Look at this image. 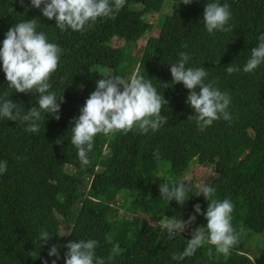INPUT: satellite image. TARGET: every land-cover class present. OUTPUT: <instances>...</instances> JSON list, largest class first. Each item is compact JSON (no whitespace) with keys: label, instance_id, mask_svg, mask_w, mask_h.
Listing matches in <instances>:
<instances>
[{"label":"trees","instance_id":"trees-1","mask_svg":"<svg viewBox=\"0 0 264 264\" xmlns=\"http://www.w3.org/2000/svg\"><path fill=\"white\" fill-rule=\"evenodd\" d=\"M209 2L230 6L231 31L207 32L203 12ZM165 3L126 0L114 19L101 18L80 32L61 31L31 0L23 5L0 0V47L15 23L36 18V31L62 49L50 91L63 95L60 119L42 113L38 133L26 131V123L0 118V162L7 161V171L0 174V264H66V245L89 239L98 241L96 257L105 264H256L244 233H264V64L253 73L243 67L264 33V0H193L190 5L173 0L178 16L148 22V16L161 14ZM145 37L147 42L140 45ZM181 52L189 54L186 67H204L205 82H215L229 94L230 121L221 118L199 130L186 103L189 90L172 83L170 65ZM230 64L240 70L229 75ZM101 70L124 78L138 71L151 79L168 101L162 108L168 122L147 134L139 129L98 134L88 154L90 164L83 167L70 143V129L103 78ZM37 98L9 87L0 61V102L12 99L23 115L38 106ZM195 165L214 169L213 176L192 178ZM165 167L168 176L160 178ZM185 174L183 180L191 185L185 205L161 198V183L178 182ZM204 185L216 189L214 199L233 203L232 225L239 242L228 255L206 243L193 256L174 260L192 235L168 239L161 221L195 214L198 227H206L205 216L194 209L199 204L206 213L209 202L200 194ZM121 201L120 209L128 212L124 218L116 208ZM42 231L51 236L46 245ZM52 245L58 258L49 255ZM33 251L34 257L29 255Z\"/></svg>","mask_w":264,"mask_h":264},{"label":"clouds","instance_id":"clouds-1","mask_svg":"<svg viewBox=\"0 0 264 264\" xmlns=\"http://www.w3.org/2000/svg\"><path fill=\"white\" fill-rule=\"evenodd\" d=\"M193 0H182L185 5H190ZM21 5L24 0H20ZM126 4V0H31V6L39 9L48 20H55V25L65 31H86L101 18H115ZM230 6L219 2L206 3L203 12V22L209 34L215 32L231 31ZM36 18L26 22L15 23L7 33L0 47V61L3 72L10 88L15 92L37 95L38 106L31 107L27 114H21L17 103L12 99L0 102V118L10 121L26 123V131L38 133L39 121L42 113H47L56 120L60 119L63 95L57 97L51 92L50 79L57 71L62 49L55 43L48 41L43 32H37ZM259 43L250 50V57L243 67L245 73H253L261 64H264V33L258 37ZM187 47V45H185ZM179 60L170 65L172 83H182L189 94L186 103L193 109L195 120L200 131H205L209 126L221 118L225 121L232 119L228 111L231 99L228 93L220 91L214 86L215 82L206 83L208 72L204 67H186L190 57L186 52L179 53ZM240 69L228 65L226 72L231 75ZM96 81V88L83 107L78 118H74V127L70 129L72 135L70 143L75 146L81 166L90 164L88 154L94 147L95 137L102 134L106 137L117 132L127 134L134 129H139L147 134L149 130L157 131L168 121L162 115L164 103H168L164 96L158 94L151 79L146 80L134 71L128 78L118 74L108 73ZM83 88V85L80 86ZM197 89L199 91H197ZM5 96L8 94L5 93ZM191 116V115H190ZM189 116V117H190ZM154 155L158 156V152ZM7 171V161L0 162V174ZM191 185L185 180L160 185L161 198L176 201L185 205L189 199ZM216 189L210 185L202 186L203 194L209 202L206 213L201 205L194 206L195 213L205 216L206 227H197L191 239H188L183 252L174 254L173 259L181 261L193 256L204 244L215 246L218 253L228 255L230 250L239 242V235L232 225L234 205L230 199L218 201L214 199ZM196 220V215L187 221L182 219L162 220L161 224L166 229L167 238L173 239L181 235L186 228ZM51 238L47 231H42L40 239L46 245ZM98 241L80 240L70 241L66 247V264H105L103 258H97L95 249ZM117 245L114 251L118 252ZM36 255L35 251L29 253ZM49 255L59 257L56 245H52ZM211 255V248L209 249ZM114 257L109 256L108 260ZM47 264V262H45ZM52 264H56L53 260Z\"/></svg>","mask_w":264,"mask_h":264},{"label":"rangeland","instance_id":"rangeland-1","mask_svg":"<svg viewBox=\"0 0 264 264\" xmlns=\"http://www.w3.org/2000/svg\"><path fill=\"white\" fill-rule=\"evenodd\" d=\"M167 16H178L177 13H175L174 9H173V0H166V3L164 5V8L161 12V14L157 15L154 19H152V17L148 16L146 19L148 20V22H153L154 24H156V22L158 21V19H160L161 17H167ZM148 40V37H145L141 40L140 45H144ZM134 55V52H131ZM101 73L103 75H106L108 73H112V72H107L105 70H101ZM115 74V73H113ZM168 167V166H166ZM166 167L162 170L161 174H160V178H164L167 177L165 176V171ZM191 176L192 178H195L196 180L200 179V177H212L214 174V169L209 168V167H204V166H193L192 170H191ZM187 174H185V176H183L182 179H184L186 177ZM123 202L121 201L119 205L116 206V208L119 209V214L118 216L120 218H124L126 217L128 214V212L124 209H120V205ZM188 219H185L184 221H187ZM153 224L155 226H158V224L154 223ZM198 227L196 220L194 221V223L189 226L188 228H186V230L183 232L185 234H190L192 235V232ZM244 237L245 240L247 242V246H248V254L253 258V260L255 261L256 264H264V233L261 234H254L251 232H245L244 233Z\"/></svg>","mask_w":264,"mask_h":264}]
</instances>
